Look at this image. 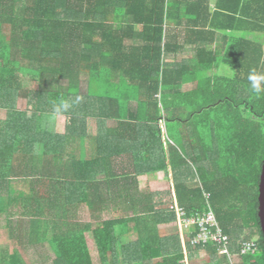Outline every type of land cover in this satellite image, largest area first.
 Here are the masks:
<instances>
[{"label": "trees", "instance_id": "16d2710c", "mask_svg": "<svg viewBox=\"0 0 264 264\" xmlns=\"http://www.w3.org/2000/svg\"><path fill=\"white\" fill-rule=\"evenodd\" d=\"M245 2L262 16L252 12L249 35L264 32V0ZM232 3L237 9L242 0H0V218L8 217L0 250L13 247L2 264H29L23 242L40 241L57 254L54 264H94L88 234L101 264H191L202 254L206 264H233L215 248L192 249L189 232L187 256L179 236H161L160 226L177 221L173 198L144 191L140 177L160 182L169 169L186 217L210 212V204L233 257L264 264L257 218L264 97L247 79L264 73V47L252 38L217 44L215 31L231 29L224 17ZM185 49L194 58L179 62ZM60 101L71 107L56 113ZM51 112L52 138L36 125ZM75 141L89 142L91 156L84 148L77 157ZM13 179L26 181L18 195ZM84 204L89 222L79 220ZM23 218L31 226L19 232ZM256 238L259 253L240 257L241 244Z\"/></svg>", "mask_w": 264, "mask_h": 264}, {"label": "rangeland", "instance_id": "374dc122", "mask_svg": "<svg viewBox=\"0 0 264 264\" xmlns=\"http://www.w3.org/2000/svg\"><path fill=\"white\" fill-rule=\"evenodd\" d=\"M5 36H6L5 38L7 41L8 40V34ZM186 55L190 56V53L186 54ZM20 61H21L20 62L21 65H28V61L22 60V59H20ZM24 61H26V62H24ZM83 89L85 90V88H83ZM26 105H27L26 102H24L22 99H19L17 102L18 108H21V107L24 108V107H26ZM133 105L136 106V103H133ZM2 115H3V113L1 112L0 116H2ZM47 121L54 123V121H55L54 116L53 117L50 116ZM107 126H116V122L113 120L108 121ZM87 128H88V133L91 136H94L96 133V129H97L96 120L92 119V118L88 119ZM37 131L40 132L41 130L39 128H37ZM164 132H163V134H164ZM165 141H166V139H164V147H165V149H167V142H165ZM84 148L87 150V154L89 156L91 154L89 142H87L86 145L84 146L83 144L81 145L79 142L75 141L74 143H72V147H71L72 152H74L77 157H79L81 155ZM92 154H93V152H92ZM92 158H94V156H92ZM190 170H192V169H190ZM197 174H198L197 172L192 173V175L198 177ZM147 176L148 175H143L140 177L141 181L143 180L146 183V186H144V188H143L144 191H147V192L148 191H159L160 193H164V198L166 199V201H170L171 198H173V201H174L173 204H174L176 212H177L178 203H176V200H175L176 197L174 195L175 191H174V182H173L172 175L171 176L169 175V177L167 179H165L163 181L161 180L160 182H159V180H157V178H155V179L153 178L152 180H149L147 178ZM24 182H26V181H24L23 179H13L12 180V186L15 189V193H17L19 191V188H23L22 185H26V183H24ZM191 185H195V184H191ZM156 188H158V189H156ZM170 192H171L172 196L169 195ZM15 208L17 209L18 213L19 212L21 213L23 210L21 202L19 203L18 207H15ZM128 215L132 217L134 214H131V213L126 214V216H128ZM7 218L8 217L6 216V214L1 215V220H0L1 227H6ZM111 218H114V214H112V213L106 214L104 216V219H106V220L111 219ZM79 220L82 222H89L91 220L90 209H89V206L87 204H84V205H82V207H80V209H79ZM14 221H15V218H14ZM19 226L20 227L26 226V227H24V229L29 230L30 229L29 227L31 226L30 219L27 218V220H26L23 218L21 220V223L19 224ZM159 230L161 231V236L163 238H169V237L173 238V237L179 236L181 239L182 248L184 250V242L183 241L185 238L186 230L185 229L180 230L178 221H176L174 224H171V225H164L162 227L160 226ZM23 235L28 237V235L26 233H24ZM87 237L89 239L88 243H90V249L92 250L91 255L93 257L94 264H101V262L99 261V254H98V250L95 246L93 236L91 234H88ZM136 237L137 236L135 234L131 235L124 240V243L128 244V243H130V241L132 239H137ZM256 240H257V238L254 241H256ZM6 247H7L6 249L8 250V246H6ZM42 247H43V264H53L54 259L57 257V254L54 253L53 250H51V246L48 242H43ZM10 248H13V247L10 245ZM208 257L209 256L207 254L206 255L202 254L200 259H198L195 263H191V264H206L209 261ZM37 259L38 258H35V256H34L35 264H40V261L38 262ZM232 263L233 264H240V259L239 258L233 259ZM185 264H190L187 262V259L185 260Z\"/></svg>", "mask_w": 264, "mask_h": 264}, {"label": "crops", "instance_id": "0c3cea01", "mask_svg": "<svg viewBox=\"0 0 264 264\" xmlns=\"http://www.w3.org/2000/svg\"><path fill=\"white\" fill-rule=\"evenodd\" d=\"M210 1H211V4H215L216 5L218 0H210ZM233 3L230 4V5H227V9L229 11H231V12H226L227 16L224 17L226 19L225 21H228L230 23V25H231L230 28L232 30L231 29L230 30H216L215 31V38L217 40V44H225L226 38L229 39V46L232 45V41H235V42H237V41H241L242 42V41H246V40L249 41L252 38L251 41H253L254 44L262 45L264 47V32H257V34H255V35H249L248 32L250 30V26L246 25V22L252 21V20L255 19L251 15H252V12H256V11H254V9H257V8L254 5H252V3H251L248 6V9H249V11H248L247 8H246L245 0H242L241 5L237 9L234 8ZM212 8H213L214 12L220 13L219 12L220 10H219V8L217 6H216L217 9H215L214 6H212ZM232 15H234V16H232ZM256 15L259 16L256 20L261 21V17L262 16L260 15V13L256 12ZM249 24H250V22H249ZM5 35H7V33ZM263 50H264V48H263ZM189 53H190V56L186 55V54H189ZM192 58H194V53L189 51V49H185V51L182 52L180 57H178V60H179V62H183V60L188 61V60H190ZM23 66L24 65H21V67H23ZM225 69L223 70L224 73H226V70H227V69L226 70ZM186 89H187V87H186ZM19 99H22V98L20 97ZM18 100H17V102H18ZM134 103H136V102H134ZM135 107L136 106H134L133 103H131V108L134 109ZM40 114L42 115V113H40ZM50 116L53 117L52 112L47 117V120L49 119ZM55 119L56 118L54 117V120ZM42 120H43V118L38 116V123L36 124V125H38L37 128H39L40 130H43V128H45V126H46V133L47 134L49 133L51 138H52L54 128H56L55 131L57 130L56 120L54 121V123L53 122H49L47 120L45 122H42ZM108 128H113V126H108ZM52 159L53 158H51V160ZM169 173H170L169 175L171 176L172 175L171 169H169ZM156 189H158V188H156ZM19 191H20V189H19ZM19 191L16 193V195H18ZM10 192H11V190L9 188L8 192L6 193L4 191L1 196H3L5 199H7L9 197L8 195H10ZM90 217H91V215H90ZM24 227H26V226H23V227L19 226V232L26 231V229H24ZM19 236L21 237L20 234H19ZM42 244H43L42 241H40L39 243H36L34 245H32L31 242H23V248L26 249V251H24V252L27 253L28 262H30L29 264H35L34 256H35V258H38L37 260H38V262L40 261V264H43V247H42ZM6 246H8V244L3 243L2 247H1V250H0V264H2V262L5 260V257L9 258V247H8V250H7ZM89 247H90V243H89ZM51 250H53V248H51ZM90 251L92 252L91 249H90ZM54 253H55V251H54ZM98 254H99V252H98ZM91 257H92V255H91ZM56 259H57V257L54 259L53 264L55 263ZM92 260H93V257H92ZM99 261H100V259H99ZM24 262H26V261H24ZM93 263H94V261H93Z\"/></svg>", "mask_w": 264, "mask_h": 264}, {"label": "built area", "instance_id": "2783aa9c", "mask_svg": "<svg viewBox=\"0 0 264 264\" xmlns=\"http://www.w3.org/2000/svg\"><path fill=\"white\" fill-rule=\"evenodd\" d=\"M162 124V131H165V125ZM165 133V132H164ZM176 200V198H175ZM177 203V200H176ZM209 204V203H208ZM178 206V205H177ZM210 212L199 215L195 218H187L186 214L177 207V221L179 223L180 230L185 229L186 233H190L194 239L191 241V248L197 250L198 248H215L217 250L218 257L220 259H227L229 262H233V257L230 249V239L226 236L219 225L215 213L211 209ZM195 232V234H194ZM185 233V235H186ZM184 253L187 255L186 242L184 238ZM259 253V247H257L256 241L244 242L240 246V257L254 255Z\"/></svg>", "mask_w": 264, "mask_h": 264}, {"label": "clouds", "instance_id": "9594fccd", "mask_svg": "<svg viewBox=\"0 0 264 264\" xmlns=\"http://www.w3.org/2000/svg\"><path fill=\"white\" fill-rule=\"evenodd\" d=\"M247 79L249 82L250 91L254 93L255 97L256 98L264 97V73H258L256 71H252L249 73ZM74 102L78 103L79 98L77 97ZM70 107H71V103L69 101H60L55 104V112L61 113L63 111L68 110Z\"/></svg>", "mask_w": 264, "mask_h": 264}, {"label": "water", "instance_id": "95a60500", "mask_svg": "<svg viewBox=\"0 0 264 264\" xmlns=\"http://www.w3.org/2000/svg\"><path fill=\"white\" fill-rule=\"evenodd\" d=\"M257 200H258L257 218L259 222V230H261V234H262L263 250H264V158L261 164Z\"/></svg>", "mask_w": 264, "mask_h": 264}]
</instances>
